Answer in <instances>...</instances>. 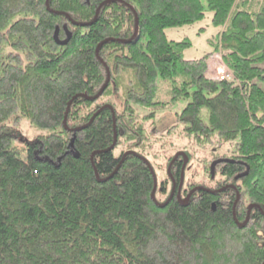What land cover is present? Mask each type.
<instances>
[{
	"label": "trees",
	"instance_id": "trees-1",
	"mask_svg": "<svg viewBox=\"0 0 264 264\" xmlns=\"http://www.w3.org/2000/svg\"><path fill=\"white\" fill-rule=\"evenodd\" d=\"M206 10L219 31L185 59L164 30ZM182 172L206 190L157 205ZM0 264H264V0H0Z\"/></svg>",
	"mask_w": 264,
	"mask_h": 264
},
{
	"label": "rangeland",
	"instance_id": "rangeland-1",
	"mask_svg": "<svg viewBox=\"0 0 264 264\" xmlns=\"http://www.w3.org/2000/svg\"><path fill=\"white\" fill-rule=\"evenodd\" d=\"M202 2L205 4V0H202ZM211 18H212V12L206 10L202 20L191 25H185L176 28H167L164 30V32L166 37L170 40L189 41L190 46L183 51V57L185 59H196L202 57L204 54H206L209 51V49L211 48V46L209 45V40H211L219 31V28L214 27L212 25ZM208 73L210 76L215 78L216 77L219 78L222 76L230 77V72L226 69V67L222 63L220 55L218 54L213 55L209 60ZM160 81L161 82L159 87L160 88L159 99H164L167 97L166 89L164 88L165 83L162 80ZM186 103H187L186 100H180L174 104H170V106H167L164 111H158V117H157L159 121L158 129L162 130L167 125L172 124L176 119L175 113H180V111L183 109ZM20 128L22 131V136L18 144H19V148L21 149L24 146V141L31 139L34 135L39 134L41 132L40 130L32 127L27 120H24L21 123ZM199 154L202 155V151ZM193 163L194 162L192 161L190 168H188L189 171L191 170V167L195 165V163L194 164ZM193 169L199 172L198 170L200 168L198 166H195ZM189 171H187V173ZM169 173H170V167H169ZM188 176L189 173L187 177ZM206 185L212 186V184H206ZM206 187L207 186H204V188ZM164 198L168 199L169 197L167 195V197L164 196ZM165 199H163L162 201H164ZM181 199L183 200V197ZM178 200L180 202L182 201L180 199Z\"/></svg>",
	"mask_w": 264,
	"mask_h": 264
},
{
	"label": "water",
	"instance_id": "water-1",
	"mask_svg": "<svg viewBox=\"0 0 264 264\" xmlns=\"http://www.w3.org/2000/svg\"><path fill=\"white\" fill-rule=\"evenodd\" d=\"M47 1H48V0H47ZM99 8H100V6H99V7L97 8V10H96V14H95V18H94V20L96 19V16H97V14H98ZM69 19H70V18H69ZM70 20H71V19H70ZM71 22H72L73 24H75V25H80V26H85V25H89V24H90V23H78V22H75V21H72V20H71ZM136 26H137V22H135V28H136ZM57 30H58V28H56V31H55V33H54V39H55V41H56L58 44H61V45L66 44V43L68 42V40H69L70 34L67 32L66 38H65L64 40L61 41V40H58V37H57ZM108 81H109V73H107V78H106L105 83L103 84V86L101 87V89L98 91V93H97L94 97H92V99H95V98H97L98 96L101 95V93H102V92L104 91V89L106 88V86H107V84H108ZM113 145H114V143H113ZM113 145H112L110 148H112ZM179 155L183 157V168H184V166H185V164H186V162H187V157H186L185 153H183V152H179V153H177V154L173 157L171 163H172L174 160H176V159L178 158ZM144 161H145L146 165L150 168V171H151L152 176H153L154 186H153V190H152V198L154 199V193H155L156 186H157L156 176H155V174H154L152 168L150 167L149 163H148L145 159H144ZM224 161H227V160L218 159V160L213 161V162L211 163V166H210V172H211V176H212V177H213V175H214V167H215V165L218 164V163H220V162H224ZM171 163H170V165H171ZM170 165H169V167H170ZM244 174H245V173L240 174V175H238L236 178L241 177V176H243ZM168 175L170 176V174H169V168H168ZM182 181H183V172H182V175H181V182H180V185H179V189H180V187H181V185H182ZM199 189H200V190H201V189L206 190V189L201 188V187H195V188H193V189L187 194L186 198L183 199L181 202H182V203L187 202V200L189 199V197L191 196V194H192L194 191L199 190ZM172 192H173V188H172V190H171V193H170V195H169V198H168L164 203H159V204H158L157 202H155V203H156L157 205H159L160 207H163V206L168 202V200L170 199V197H171V195H172ZM236 199H238V194H237ZM180 200H181V199H180ZM235 202H236V201H235ZM252 208H258V205L252 204V205L249 206V208H248V212H247V217L245 218V220H244L242 223H239V222L236 221V223H237V225H238L239 227H243V226L246 224V222L248 221L249 213H250V211H251Z\"/></svg>",
	"mask_w": 264,
	"mask_h": 264
},
{
	"label": "flooded vegetation",
	"instance_id": "flooded-vegetation-1",
	"mask_svg": "<svg viewBox=\"0 0 264 264\" xmlns=\"http://www.w3.org/2000/svg\"><path fill=\"white\" fill-rule=\"evenodd\" d=\"M178 160H180V157L179 158H177L176 160H174L173 162H176V161H178ZM198 187H201L202 188V186H198ZM172 188H173V192H172V195H171V197H170V199L172 198V197H174V196H176V198L177 199H181L182 197H183V199H185L186 198V196H187V194H183V192H182V186L180 187V189H179V186H177V190H176V180L173 178L172 179ZM200 190V189H199ZM218 190H220L221 191V189H219V188H215V189H208V191H210V192H218ZM169 197V196H168ZM169 199V200H170ZM168 200V201H169ZM182 200V199H181ZM182 203V202H181Z\"/></svg>",
	"mask_w": 264,
	"mask_h": 264
},
{
	"label": "bare ground",
	"instance_id": "bare-ground-1",
	"mask_svg": "<svg viewBox=\"0 0 264 264\" xmlns=\"http://www.w3.org/2000/svg\"><path fill=\"white\" fill-rule=\"evenodd\" d=\"M223 63V62H222ZM225 66V65H224ZM213 180V179H212ZM214 181V180H213Z\"/></svg>",
	"mask_w": 264,
	"mask_h": 264
},
{
	"label": "built area",
	"instance_id": "built-area-1",
	"mask_svg": "<svg viewBox=\"0 0 264 264\" xmlns=\"http://www.w3.org/2000/svg\"><path fill=\"white\" fill-rule=\"evenodd\" d=\"M224 75V74H223ZM223 77V76H222Z\"/></svg>",
	"mask_w": 264,
	"mask_h": 264
}]
</instances>
